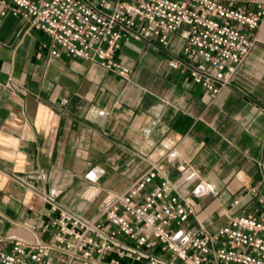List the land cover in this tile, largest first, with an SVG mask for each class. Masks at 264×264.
Instances as JSON below:
<instances>
[{"label": "crops", "instance_id": "obj_1", "mask_svg": "<svg viewBox=\"0 0 264 264\" xmlns=\"http://www.w3.org/2000/svg\"><path fill=\"white\" fill-rule=\"evenodd\" d=\"M223 1L251 9L264 2ZM261 23L232 83L211 98L192 68L169 65L187 43L180 31L167 43L128 37L108 66L54 56L46 31L1 14L0 234L53 240L54 206L105 219L107 203L156 164L160 175L143 194L169 179L191 211L186 227L213 232L236 214L264 219ZM154 253L170 259L159 245Z\"/></svg>", "mask_w": 264, "mask_h": 264}, {"label": "built area", "instance_id": "obj_2", "mask_svg": "<svg viewBox=\"0 0 264 264\" xmlns=\"http://www.w3.org/2000/svg\"><path fill=\"white\" fill-rule=\"evenodd\" d=\"M8 13L46 31L52 55L108 66L128 37L167 43L180 31L187 43L170 67L192 68L193 81L216 98L254 47L264 2L251 9L223 0H0V15ZM113 68L130 74L121 64ZM161 170L160 164L150 167L115 195L102 211L105 219L54 206L59 232L51 241L0 234V264H97L109 252V264H264V219L236 214L213 232L188 228L183 223L191 211L169 179L143 194ZM158 245L170 259L154 253Z\"/></svg>", "mask_w": 264, "mask_h": 264}]
</instances>
